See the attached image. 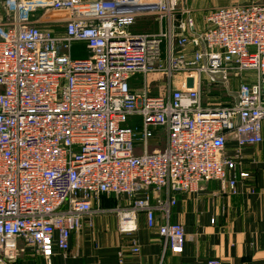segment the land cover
<instances>
[{
	"label": "built area",
	"instance_id": "2783aa9c",
	"mask_svg": "<svg viewBox=\"0 0 264 264\" xmlns=\"http://www.w3.org/2000/svg\"><path fill=\"white\" fill-rule=\"evenodd\" d=\"M177 7L0 0V264L29 249L50 264L55 249L67 252L71 235L92 226L103 196L129 202L117 212L119 233H135L142 213L162 253L180 255L183 226H157L156 213L168 221L175 194L211 181L234 193L237 178H248L236 175L225 146L262 142L264 3L212 9L199 32L191 17L177 20ZM144 19L171 28L132 33ZM74 45L85 58L71 57ZM243 74L256 81L234 94L230 84ZM204 82L235 101L203 106ZM158 129L165 146L151 150Z\"/></svg>",
	"mask_w": 264,
	"mask_h": 264
},
{
	"label": "crops",
	"instance_id": "0c3cea01",
	"mask_svg": "<svg viewBox=\"0 0 264 264\" xmlns=\"http://www.w3.org/2000/svg\"><path fill=\"white\" fill-rule=\"evenodd\" d=\"M176 1L177 20L191 17L196 31H203L206 16L200 20L198 13L190 8V0ZM238 1L245 3L249 0ZM184 10L189 11V15L183 16L181 12ZM149 21L153 23L151 27H137L140 22ZM170 28L167 20L158 23L154 19H144L137 21L130 31L155 34ZM255 81L256 77L243 74L238 81L231 82L230 91L235 94L239 84ZM202 88L203 106L235 101V98L228 97L221 85L209 86L204 82ZM216 89L223 93H215ZM210 90L213 93L208 94ZM156 136L160 139L150 141L151 150L165 146L161 129L156 130ZM261 136L262 142L253 146L239 148L233 141H228L225 146V155L237 163L236 175L248 174L246 179L237 178L234 193L228 184L211 181L197 193L175 194L176 205L172 207L168 221L156 213L157 226L165 223L183 226L185 244L182 254L162 253L157 228L148 229L142 213L136 215L135 233H119L117 212L127 209L129 202L123 198L103 196L100 202L102 211L93 215L92 226L85 224L79 232L71 235L67 252L55 249L50 264H264V123ZM136 154H141V150L137 149ZM134 242L138 253L131 250ZM13 264L46 262L29 249Z\"/></svg>",
	"mask_w": 264,
	"mask_h": 264
},
{
	"label": "rangeland",
	"instance_id": "374dc122",
	"mask_svg": "<svg viewBox=\"0 0 264 264\" xmlns=\"http://www.w3.org/2000/svg\"><path fill=\"white\" fill-rule=\"evenodd\" d=\"M192 4V9H194V12L198 13L199 19L202 20L204 17L212 10L215 8H221V7H228L232 5H237V2L239 3L238 0H190ZM251 2H258V3H264V0H249L248 2L245 3H239V4H248ZM152 21L149 22H140L137 27H142L145 29L146 27H151ZM51 28V27H50ZM87 55V52L85 51L84 48L79 47L77 45H74L71 51V57L73 59H83ZM153 78V77H152ZM203 89V88H202ZM160 89L154 88L152 93L160 92ZM206 90V89H205ZM215 93H220L222 94L223 91L220 89L214 90ZM213 93V90L208 91V94ZM218 93V94H219ZM13 264V263H11Z\"/></svg>",
	"mask_w": 264,
	"mask_h": 264
}]
</instances>
